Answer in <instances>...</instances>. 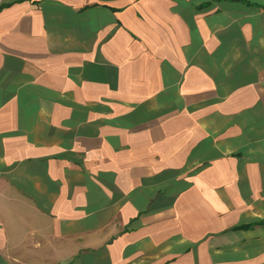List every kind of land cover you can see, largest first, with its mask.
Instances as JSON below:
<instances>
[{"label": "crops", "instance_id": "crops-1", "mask_svg": "<svg viewBox=\"0 0 264 264\" xmlns=\"http://www.w3.org/2000/svg\"><path fill=\"white\" fill-rule=\"evenodd\" d=\"M0 264H264V0H0Z\"/></svg>", "mask_w": 264, "mask_h": 264}]
</instances>
